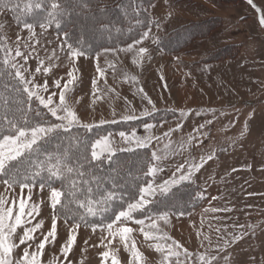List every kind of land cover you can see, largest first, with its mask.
<instances>
[{
	"label": "snow or ice",
	"instance_id": "snow-or-ice-1",
	"mask_svg": "<svg viewBox=\"0 0 264 264\" xmlns=\"http://www.w3.org/2000/svg\"><path fill=\"white\" fill-rule=\"evenodd\" d=\"M248 2L252 4V0ZM132 3L136 4L133 11L138 17L141 10L139 3L137 0H132ZM119 7L125 9L126 5ZM0 12L23 13L24 17L38 19V23L29 22L27 19L18 20L28 37L24 39L16 36L14 46L9 43L8 37L0 34V264H44V250L48 244H55L60 219L65 223L72 219V223L69 224L66 241L60 246L59 258H54L51 264H73L69 256L76 246L81 221L87 220L83 214L79 219L70 217L66 209L73 203L78 208L86 209L88 215L101 217L91 225L93 232L98 228L101 232L99 243L92 245L104 249L99 253L100 264H109V261L110 264H121L117 257L119 247H113L114 242L122 245L128 253L127 264H140L144 261V254L132 235L137 229L129 224L140 226L138 231L143 242L159 254L160 264H220L221 260L227 264L230 257L227 254L221 256L220 253H227L232 244L243 239L245 232H234L229 237L217 227L216 243L213 244L208 235H203L200 247L205 248V251L193 253L164 231L172 213L167 208L161 211L153 207L167 205L172 201L177 196V191L173 189L191 183L194 173L213 159V156H204L200 163H190L187 168L180 165L169 178L157 183L158 173L163 171L159 163L161 157L156 152L148 156L139 151L148 148L154 139H161L151 134L156 125L147 118L152 117L158 110L142 88H137L133 93L146 101V105L140 110L133 107L132 102L125 97L121 112L118 113L112 107L108 116L101 115L98 121L93 119L92 122H85L75 107L83 99L72 95L74 85L79 79L78 62L81 58H92L95 61L96 75L91 82L90 104L92 112L95 113L97 102H107L106 97L109 94L115 93L116 98H119L115 88L107 85L109 70L114 77L117 74L119 53H132V64L140 66L146 55H149V49L146 46H137L150 38L153 43H158L150 33L153 26L159 30L161 23L150 24L133 44L126 47L110 48L102 44L100 49H94L92 39H111L113 30L121 33V29L107 19L109 9L103 0H7L0 7ZM136 23L141 22L137 19ZM259 23L264 26V15H261ZM70 25H76L80 32L74 43L69 39L70 33L66 30V26ZM37 27L41 33L53 27L58 36L63 33L64 40L59 45V52L64 53L70 69L63 83V77L53 80L54 87L59 91H53L47 97L44 93L49 92L48 81L37 82L36 74L47 76L54 67H58L55 62L61 61V57L53 49L52 54L47 57L51 63L44 66L36 48L40 43L37 39ZM90 33L92 39L89 38ZM101 55L105 57L106 66L100 63ZM109 55L115 59H108ZM30 59H37L34 71L30 70ZM101 80L104 81L103 87L99 86ZM124 82L135 83L136 77H126ZM54 97H58V101ZM179 115L183 119L189 113L181 110ZM136 120L142 121L147 134L140 136L135 131H121L119 136L123 146L119 148H114L113 141L106 135L95 139L89 136L93 129H100L104 125ZM211 123V120L206 122ZM205 126L199 125L190 135V140L205 135L202 132ZM181 128L182 125L177 122L175 128H169L163 135L170 137L172 132ZM117 152L132 153L124 158L133 161L126 176L118 170L121 157ZM142 156L146 158L141 160ZM137 160H140L139 167H136ZM55 180L60 181L59 188L53 186ZM109 181L110 187H101ZM37 187L41 191L49 189L48 200L53 211L51 226L46 233L40 232L43 220L33 223L40 213V204L32 200L33 189ZM130 187L134 188V192L129 191L131 198L124 200L125 191ZM157 195L166 199L157 200ZM196 198L202 199L203 193ZM109 211L110 218L107 216ZM211 211L231 212L233 209L212 208ZM136 213H141L149 223L146 224L145 218L138 217ZM174 214L183 216L186 213L179 211ZM240 227L244 228V225ZM38 232L40 237L37 236ZM201 235L198 230L197 237Z\"/></svg>",
	"mask_w": 264,
	"mask_h": 264
},
{
	"label": "rangeland",
	"instance_id": "rangeland-1",
	"mask_svg": "<svg viewBox=\"0 0 264 264\" xmlns=\"http://www.w3.org/2000/svg\"><path fill=\"white\" fill-rule=\"evenodd\" d=\"M115 1L103 0L105 4H112ZM162 2L163 0H151L147 2V9L151 13L154 9L155 14L163 17L168 9ZM211 2H215L220 9L224 6V9L233 12L231 19L228 21L225 19L224 37H232L233 41L237 40L234 37L239 35L246 38L242 53L241 49L239 53L235 52L236 58L225 60L219 56L217 62H209L206 58L209 55L208 51L224 41L216 42V46L210 42L198 43L195 52H191L194 45L190 41L191 33L190 35L184 33L182 37L178 35V42L176 39L170 43L161 41V46L153 43L150 38L137 46H146L149 49V55H146L140 66L132 64V53L120 52L116 76L114 77L109 70L107 85L115 88L119 98H116L115 93L109 94L106 97L107 102L98 101L97 111L92 112L91 82L96 75L95 61L92 58L79 60L77 74L79 80L74 85L72 95L77 99L83 98L81 103L75 106L78 109V115L85 122H92L93 119L98 121L101 115L108 116L112 107L118 113L121 112L125 97L132 102L133 107L142 109L146 101H142L139 95H133V93L138 87L140 88L144 78L143 88L148 87V95L158 110L151 118H148L149 122L156 125L151 130V134L161 138L159 141L154 139L148 147L151 152H156L161 157L159 163L163 171L158 173L157 183L169 178L180 165H185L187 168L190 163H200L204 156H213V159L207 161L198 172L194 173L191 182L204 189L203 198L196 199L200 193L186 188L179 190L178 195L170 201L169 207L174 208L173 205L180 207L182 199L187 201L194 196V204H197L194 209L183 208L186 214L178 216L171 212V208L163 205L172 213L169 224L164 226V231L173 239L175 235L178 236V241L193 253L205 251V248L200 247L203 235H208L213 244L216 243L217 227L229 237L234 232H245L243 239L232 244L227 253H220V255L227 254L230 257L227 264H264V26L259 23L261 15H264V0H252V4H249L248 0H211ZM2 4L0 0V7ZM151 19L158 22L153 15ZM169 25L167 22L163 27ZM221 28L216 26L211 34ZM163 32L162 25L159 30L153 26L150 36H154L159 42ZM36 33L40 41L36 45L38 57L44 61L45 67L51 63L47 57L52 54L53 49H56L61 57V61L55 62L58 67H54L47 76L42 73L36 74L37 82L48 81L49 92L44 93L47 97L51 92L59 91L54 87V79L63 77L62 83L67 79L65 73L67 71L63 73L61 70L69 68L68 62L64 58V53L59 52V45L64 40V36L63 33L58 36L53 28L41 33L37 27ZM0 34L8 37L9 43L13 46L16 36L24 39L28 37V33L23 31L17 16L12 12H0ZM78 34H80L79 31ZM89 38L92 39L91 33ZM102 41L106 40L92 39L93 48ZM129 44L110 48H123ZM108 59L114 60L115 57L109 55ZM188 59H194L197 62L188 63L186 62ZM100 63L106 66L104 55H101ZM29 67L31 71H34L37 67V59H30ZM129 72L135 73V83L124 82L126 77H129L127 76L130 75ZM103 85L104 81L101 80L99 86L103 87ZM57 99L58 97H54V100ZM177 108L178 112L175 110ZM181 110L189 115L181 119L179 115ZM209 120L212 123L206 124ZM177 122L182 125V128L172 132L170 137H164L163 134L169 128H175ZM201 124L206 125L202 130L205 135L190 140V135ZM121 131L125 133L135 131L140 136L147 134L140 120L127 124L118 122L115 126L95 130L90 137L95 139L106 135L113 141V147L119 148L123 146L119 136ZM129 163L133 164L131 160L121 158L120 166ZM136 167H139V163H136ZM118 170L125 176L128 173V168ZM128 179L130 180L131 177ZM56 187L59 188V186ZM48 196L47 188L43 191L38 187L33 189L32 200L40 204V213L33 223L43 220L40 232L45 233L51 226L53 211ZM158 197L160 196L157 195L156 198ZM212 208H231L233 211L212 212ZM153 215L156 213L153 212ZM140 217L145 218L146 224L149 223L146 217ZM71 223L72 219H69L67 223L63 219L59 220L57 240L54 245L46 246L42 257L44 264H51L54 258H59L60 246L67 239ZM201 224H203L202 228ZM240 225H244V228ZM249 225L251 227H248ZM129 226L137 229L132 235L136 238L137 246L145 258L140 264H160L159 254L143 242V237L138 231L140 226L135 224H129ZM198 230L202 233L199 238ZM40 232L37 233L38 237ZM100 237L99 228L93 232L91 225L81 223L76 246L69 260L73 264H100L99 253L104 249L92 246L99 243ZM85 241H88L87 245ZM204 243L207 247V241ZM113 247H119L117 257L121 264H127L128 253L124 251L123 246L114 242ZM220 264L225 262L221 260Z\"/></svg>",
	"mask_w": 264,
	"mask_h": 264
},
{
	"label": "trees",
	"instance_id": "trees-1",
	"mask_svg": "<svg viewBox=\"0 0 264 264\" xmlns=\"http://www.w3.org/2000/svg\"><path fill=\"white\" fill-rule=\"evenodd\" d=\"M149 1H151V0H149ZM149 1L148 0H137V3H139V8L141 9L138 17L136 16L135 12L133 11V9L136 8V4L132 3V0H116L112 4H105L104 3L107 6V8L109 9V16L107 17V19H110L111 21H113L115 26L121 29V33H116L113 30L112 38L108 39L106 41L99 42L97 47L94 48V49H100L102 44L104 46H106V47H119V46L126 45V44H129V43H134L135 40H137L139 38V36H140V34H141V32L143 30H146L147 27L150 24L155 23L153 21V19H151V13L149 12V10L147 9V6H146L147 2H149ZM1 2L2 3H6L7 0H1ZM13 2H15V0H13ZM122 4L126 5L125 9H121L119 7ZM122 12H125L126 14H122ZM14 14L17 16L19 21H23L24 19H27L29 22L38 23V19L34 20L30 16L29 17H24L23 13H14ZM137 19L140 20V22H141L140 24L136 23ZM20 24L22 25V23H20ZM216 26L221 27L222 26V21L221 20H214V21L211 20V21H207V22L199 23V24H194L193 23V24L184 26V27H182V28H180V29H178V30H176L174 32H171L168 36H162L161 38H159L158 44L161 46L162 42L163 43H167V42L170 43V41H172L174 39H176V41L178 42L179 36L180 35H181V37L184 36L185 35L184 33H187L188 35H190V33H191L190 37H192V38H191L190 41H192L191 42V44H192L193 42H195L198 39H203V38L208 37L211 34V31L214 30V28ZM53 29H55V28L53 27ZM188 29H191V30L188 31ZM66 30L70 33L69 39L71 40V42L74 43L79 38V35H80V34H78L77 26L76 25L66 26ZM176 41H175V43H177ZM235 52H238V53L240 52V47L238 45L228 46V47H225L223 49L217 50L214 53H212L209 56L208 61L211 62V63L217 62L219 56H220L221 59L223 58L225 60L229 59V58L233 59V58L237 57ZM149 118H151V117H149ZM138 121H140V120L127 122V123H136ZM115 125H117V123H115V124H111L110 123V124L104 125L100 129H93V132L95 130L104 129L107 126H115ZM93 132L90 133L89 136H93ZM52 147L54 148L55 145H53ZM139 151L141 153L147 154L148 156H150V154L152 153L150 148L141 149ZM117 155L119 157H121V158H125V157L131 156L132 153L117 152ZM144 158H146V157L142 156L141 160H143ZM136 163L140 164V160H137ZM131 166H132V163H129L127 165L125 164V165H122V167L119 166V169H125V168H129ZM106 168H107V165H105V169ZM113 175H115V173ZM109 183H111V182L109 181L107 184L102 185L101 187L102 188L110 187ZM53 186L54 187H56V186L60 187V181L59 180L53 181ZM186 188L189 189V190H195V192L197 191V193H203V191H204L203 188H201L198 185H195L193 183H185L184 185L180 186L178 189L174 188L173 191H177V195H178V191L179 190H183V189H186ZM132 190H130V189L126 190L127 193L124 195V200H129L131 198L128 195V192L129 191L134 192V188ZM156 199L157 200H161V199H166V198L158 197ZM194 202H195V199H194V196H193V198L191 200H187L186 201V199H182L181 203H180V207L176 206V205H173L174 208L173 207H169L170 206V202L166 206H168V208L172 209L171 212L176 213V212H179V211H183V208L194 209L197 206V204L195 205ZM71 205L68 206V209H66V211L68 212V214L70 216H73L74 218L77 217V219H79L81 214L85 215L87 220H86V222L85 221H81V223L83 225L84 224L92 225V223L94 221L98 222L101 219V217L99 215H97V216L88 215L86 209L78 208L75 203H73ZM153 207L154 208L159 207L160 209H163V210L165 209L163 204L154 205ZM136 215L138 217L142 216L141 213H136ZM107 216L109 218L111 217V211H109Z\"/></svg>",
	"mask_w": 264,
	"mask_h": 264
},
{
	"label": "crops",
	"instance_id": "crops-1",
	"mask_svg": "<svg viewBox=\"0 0 264 264\" xmlns=\"http://www.w3.org/2000/svg\"><path fill=\"white\" fill-rule=\"evenodd\" d=\"M162 3L164 4V7H166L168 9L166 11V13L168 15L166 14L165 16L162 17L158 14H155L154 9L152 10V13L150 12L151 15L156 17L158 19V22L161 23L162 29L164 31L162 33V36L163 35L166 36V35L170 34L171 32H174V31H176V30H178L184 26H187V25H190L193 23L199 24V23H204V22L211 21V20H213V21L214 20H221L222 21V26H221L222 28L219 29L218 31L213 32L212 34H210L206 38L198 39L201 41L196 40L197 42H193L194 45H192V49H191L192 51L191 52H193L195 50L198 43H204V42L209 43L210 42V43H212L213 46H216V42L219 43V41L220 42L224 41V43L218 44L216 48L210 49L208 51L209 55L206 58H209V56L212 53H214L216 50H220V49H223L225 47L233 46V45H238L240 47L241 53H242L244 45L246 43V38H244L243 35L235 36L234 38L237 40H234V41L231 40L232 37H229V38L224 37L225 32H224L223 28L225 26L226 20L228 21V19H231L232 14H233V12H229L230 10L228 11V10L224 9L225 8L224 6H223V8L220 9L219 7L216 6V3L211 2V0H167V2H165V0H163ZM169 14H171V15H169ZM167 22H169L170 25L168 27H163V25ZM175 57H177V56H175ZM188 60H186V62H188V63L189 62L190 63L197 62L196 60L194 61V59L193 60L188 59ZM224 62H226V61H224ZM224 62H222V63H224ZM68 69L69 68H65V70L62 69L61 72L64 73L65 71H68ZM65 73H67V72H65ZM129 73H130V75H127L129 77L130 76H136L135 73H132V72H129ZM142 73H144V71ZM142 81L143 82L141 83L140 88H142L143 92L148 95V89H147L148 87L143 88L144 78L142 79ZM175 110L178 112V108ZM77 112H78V109H77ZM174 238H175V240L178 241V236L175 235Z\"/></svg>",
	"mask_w": 264,
	"mask_h": 264
}]
</instances>
